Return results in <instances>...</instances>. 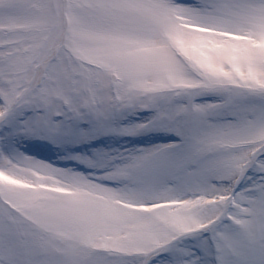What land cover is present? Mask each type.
Instances as JSON below:
<instances>
[{
  "label": "snow or ice",
  "instance_id": "1",
  "mask_svg": "<svg viewBox=\"0 0 264 264\" xmlns=\"http://www.w3.org/2000/svg\"><path fill=\"white\" fill-rule=\"evenodd\" d=\"M0 264H264V0H0Z\"/></svg>",
  "mask_w": 264,
  "mask_h": 264
}]
</instances>
